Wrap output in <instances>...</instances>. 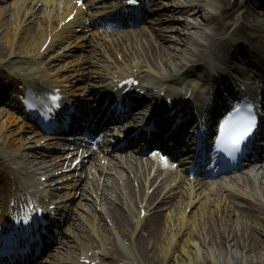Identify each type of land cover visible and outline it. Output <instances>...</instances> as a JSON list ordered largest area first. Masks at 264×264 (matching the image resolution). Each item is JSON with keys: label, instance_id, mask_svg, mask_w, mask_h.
Instances as JSON below:
<instances>
[{"label": "bare ground", "instance_id": "1", "mask_svg": "<svg viewBox=\"0 0 264 264\" xmlns=\"http://www.w3.org/2000/svg\"><path fill=\"white\" fill-rule=\"evenodd\" d=\"M51 1L54 0H46L44 4ZM243 3H246V0H163L161 4L166 5L167 12H169L167 15L169 20L163 18L161 23V27L166 30L163 32L164 44L156 43L152 39H148V44H146L145 40H139V31L134 30L125 34V38L134 41L113 45L115 49L108 48L111 53L118 51L122 58L127 59L128 71L144 78V81L142 78L139 85L141 88L145 87L146 96L150 99H158L161 91L168 92V84L177 82L175 78L177 73L191 70L198 63V54L193 55L192 42L203 37V34L208 35L209 29L218 23L219 28L229 27L231 24L229 21H232V16L244 5ZM35 4L36 2H33L32 7L29 5L26 8L28 9L26 13L33 17L37 14V10L34 9V7L36 8ZM180 14H186V17ZM255 18L259 19L257 16ZM178 20L185 22L187 39L188 37L190 39L178 38L179 33L183 31V28L178 26L181 24L178 23ZM262 21L264 22V15ZM191 27L193 29H190ZM14 33L12 21L9 20V23H6L4 19H0V75L10 81V85L15 91L18 90V83L29 79L25 78L28 75L35 76L32 79L42 77L43 81L51 82L53 77L47 75L44 65L40 68L32 64L35 63V59L43 60L47 56L44 51L38 50L42 39L47 35L44 27L38 25L35 29L29 30V35H25L28 37L27 39L21 36L17 40V34L14 37ZM59 36L63 37L64 35L59 34ZM224 40L223 37L219 38V42ZM29 67H32L36 73H29ZM100 67L108 70L105 65H100ZM86 70H81V79L88 80L86 87L82 86L81 90L70 93L68 96L71 98L79 97L81 94L85 95L87 91L91 94L101 93L109 87L108 84L111 82L113 84V78L117 76L113 74L114 72L108 71L107 74L110 76L106 80L105 73L92 75L88 74ZM3 110L5 108H0V111ZM14 123L15 121L12 120L10 124ZM8 125L9 122H5L4 119L0 120L1 208L5 204V198L11 192V187L24 185L20 177L23 178L25 174L33 176L50 172L41 158H36L32 151L37 139H32L33 135L31 134L23 136L24 131L21 127H18L15 133L14 128L8 127ZM91 169L88 168L91 178H96L94 171H97L98 178L104 177L102 188H100L101 184L98 179H86L88 173H84V177H82L84 170L82 167L80 170L69 172L70 179L64 182L68 190L62 195L65 199L55 200L53 198L57 205L56 213L63 215L69 207L71 199H68L75 196L78 185L81 184L80 198H88L85 191L92 188L95 190L96 196H99V207L104 209L102 212L104 222L109 224L108 228H99V242L86 238L78 244L80 250L83 251L71 264H85L79 261L81 257L93 260L98 257L99 252L108 255L110 251L121 257L125 264L126 262L135 264H264V200L259 197H264V181L256 186L250 182L248 177L241 176L240 191L243 196L248 192L256 194L254 195L255 203H246L241 199L237 201L236 205H233L235 202L228 200V195L220 197L213 195L212 199H208L210 215L207 216H209L208 220L211 225L206 230L208 223L201 217L190 220L187 217L186 221L182 219L183 214L160 216V218L161 210L156 213V209L161 205L151 206L150 202L143 201L144 192L142 191L144 189L140 180L137 181L139 189H136L130 186L127 181L121 183L116 178L109 180L107 172L101 168L94 169L93 172L90 171ZM262 177L264 179V174ZM244 188L248 189L243 190ZM198 199L199 194L194 197L193 205L196 203L199 205ZM112 204H116V206ZM242 205L247 207L244 214L241 209ZM138 207H144L151 212V215L148 221L141 222L140 228L145 230V233L134 234L136 229L134 219L138 215V212L135 211ZM201 214L204 215L205 211L203 210ZM186 227L190 229L189 233L187 231L188 234L184 238L180 236L174 242V236ZM51 233L55 235L54 231ZM124 239L127 240L126 244ZM177 244H180L178 250H176ZM122 246L127 249L125 255L121 251ZM88 250L92 251L90 255L87 254ZM77 255L76 252L73 254L74 257ZM65 260L66 257H62V262Z\"/></svg>", "mask_w": 264, "mask_h": 264}, {"label": "snow or ice", "instance_id": "2", "mask_svg": "<svg viewBox=\"0 0 264 264\" xmlns=\"http://www.w3.org/2000/svg\"><path fill=\"white\" fill-rule=\"evenodd\" d=\"M129 2L135 3L136 0H129ZM56 99L53 97L54 102ZM245 99L247 100L244 105L246 111H242L238 104L220 123L219 135L216 137L217 146L224 147L229 153L240 151L257 127L255 102L247 97ZM25 216L30 219V215L25 214ZM21 219L24 217L22 216Z\"/></svg>", "mask_w": 264, "mask_h": 264}, {"label": "rangeland", "instance_id": "3", "mask_svg": "<svg viewBox=\"0 0 264 264\" xmlns=\"http://www.w3.org/2000/svg\"><path fill=\"white\" fill-rule=\"evenodd\" d=\"M69 222V219H67L66 221H65V223H63V225H62V227H61V229H64L65 228V226H66V224Z\"/></svg>", "mask_w": 264, "mask_h": 264}]
</instances>
